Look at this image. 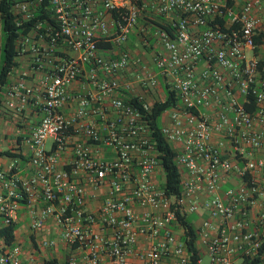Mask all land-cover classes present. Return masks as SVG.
<instances>
[{
  "label": "built area",
  "instance_id": "built-area-1",
  "mask_svg": "<svg viewBox=\"0 0 264 264\" xmlns=\"http://www.w3.org/2000/svg\"><path fill=\"white\" fill-rule=\"evenodd\" d=\"M6 2L20 28L0 98L29 124L0 169V227L20 208L32 233L49 218L55 234L39 247L61 246L67 264H194L178 217L201 209L195 247L208 264H239L235 254L264 264V64L254 43L264 0ZM1 35L0 19V46ZM162 85L178 98L160 123L177 195L153 178L161 166L141 111ZM47 259L22 256L14 235L0 246V264Z\"/></svg>",
  "mask_w": 264,
  "mask_h": 264
},
{
  "label": "trees",
  "instance_id": "trees-1",
  "mask_svg": "<svg viewBox=\"0 0 264 264\" xmlns=\"http://www.w3.org/2000/svg\"><path fill=\"white\" fill-rule=\"evenodd\" d=\"M0 19H1V46H0V85L5 82L6 75L10 71V68L15 64V36L17 30L20 28L13 22L12 16L9 12L8 4L6 0H0ZM27 24H23L26 26ZM22 26V25H21ZM260 35L254 36V43L259 41ZM259 64L263 62L259 61ZM163 98L161 100H155L150 103L148 110L143 111L145 117L148 120L150 128L151 141L155 150L158 152V159L160 161L161 171L163 174V181L161 186L166 194L177 195L180 192L181 184L179 178V170L175 164V152L171 146L164 140L160 132V114L178 103V98L174 92L166 85H162ZM132 102L138 107L140 104L137 103L136 98H131ZM130 100V101H131ZM1 103V98H0ZM249 107L248 105H245ZM14 156L8 150L0 151V156ZM179 223L186 228L187 238H183L186 243V248L190 253L192 260L200 258V251L195 247L196 229L190 219L178 217ZM16 224L12 223L9 225L0 227V236L6 244H11L13 240V230ZM264 248V240L261 243V249ZM259 256H253L251 258L240 257L239 264H258ZM44 264H67L65 260L57 261L54 258H49L44 261Z\"/></svg>",
  "mask_w": 264,
  "mask_h": 264
},
{
  "label": "crops",
  "instance_id": "crops-1",
  "mask_svg": "<svg viewBox=\"0 0 264 264\" xmlns=\"http://www.w3.org/2000/svg\"><path fill=\"white\" fill-rule=\"evenodd\" d=\"M261 10L264 11V3L262 5ZM257 35H260V37H259V41L256 43L257 47L255 49V54L258 57V59L264 64V33L262 32ZM133 41H134L133 35H130L128 42L129 46L136 48L140 52V54H142L144 57H147L146 52L141 50L139 46L134 45ZM160 93L163 94L161 86L155 88L154 90H149L148 92L144 93V96L151 102L153 97H156ZM165 121H167V116L164 111L160 114L159 122L163 123ZM28 124L29 121L25 119L20 120L16 115V113H14L11 110H8L2 105V103H0V151L8 150L10 153H12V155H15L14 149L19 144L21 138V136H18V132L19 130L27 131ZM262 153L263 152L261 151H257L252 155V157H257ZM12 157L13 156L1 155L0 169L6 167ZM20 163L21 164L24 163L23 160H21ZM21 172L25 173V170H22ZM153 178L155 179V181L158 182V184H161L163 181L162 171L158 169L155 172ZM227 185L228 182L223 183L221 185V189H224ZM103 189L94 191L93 193L94 197H91L90 200L91 206H95L97 204L98 202L97 200L102 195ZM204 214L205 212L200 209L197 212L186 215L184 218L190 219V221L196 228V226L199 224ZM15 224L16 226L13 230L14 240L17 238L21 242L22 256H26L29 253H31L33 257L38 259L54 258L57 261L64 260L63 258H64L65 250H63L61 246H58L53 250L49 248L47 249V248L39 247V242L41 241L44 235L47 234L48 236H53L55 234V227L49 218H47L44 221L43 228L37 230L35 233H32L28 229V220H27L25 208H20L18 210V218ZM2 244H3V240L0 237V246H2ZM81 254L82 253L78 251L77 255L79 256ZM234 258L236 262H239L238 254H235ZM102 264H109V262L104 258Z\"/></svg>",
  "mask_w": 264,
  "mask_h": 264
},
{
  "label": "rangeland",
  "instance_id": "rangeland-1",
  "mask_svg": "<svg viewBox=\"0 0 264 264\" xmlns=\"http://www.w3.org/2000/svg\"><path fill=\"white\" fill-rule=\"evenodd\" d=\"M162 98H163V94L160 93L156 97H153V99L151 100V102L154 101V100H161ZM47 145H48V142H47L46 146ZM199 251H200V259H199L198 264H208V257L205 255V253L202 252L201 249H199Z\"/></svg>",
  "mask_w": 264,
  "mask_h": 264
}]
</instances>
